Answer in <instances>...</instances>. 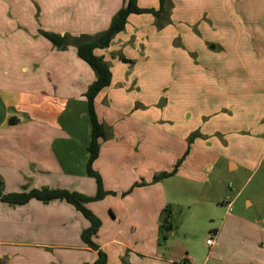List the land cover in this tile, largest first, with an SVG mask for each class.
<instances>
[{
	"label": "crops",
	"instance_id": "1",
	"mask_svg": "<svg viewBox=\"0 0 264 264\" xmlns=\"http://www.w3.org/2000/svg\"><path fill=\"white\" fill-rule=\"evenodd\" d=\"M1 1L0 179L5 191L49 187L93 197L97 183L87 174L92 124L84 94L96 74L79 57L77 46L61 49L41 31L73 38L102 34L127 0ZM186 1L193 28L182 32L199 33L205 43L191 46L202 62L184 65L185 114H192L194 101H200L203 125L198 133L210 141L203 148L212 152L209 165L217 167L212 177L197 181L210 184L205 187L209 193H201L205 209L218 203L229 207L228 195L219 190L227 184L225 175L244 165L235 153L252 154L264 141V30L241 26L234 33L221 23L233 8L240 12L244 2L256 0H167L161 26L152 13L132 14L108 47L95 50L110 66L112 83L96 102L110 138L102 141L94 168L108 190L122 195L124 211L116 213L117 202L110 207L111 217L93 210L102 221L94 241L107 254L106 264H190L187 257H168L166 245L152 243L148 251L151 195H130L148 180L145 172L153 154L157 72L150 50L172 26L176 7L187 6ZM138 4L154 9L160 0ZM183 18L177 13L178 21ZM159 215L158 226L164 217ZM169 221L172 232L171 217ZM90 225L63 200L33 199L17 206L0 201V264L92 263L98 253L81 238ZM126 234L143 240L140 247L127 243ZM216 242L217 232L210 249Z\"/></svg>",
	"mask_w": 264,
	"mask_h": 264
},
{
	"label": "rangeland",
	"instance_id": "2",
	"mask_svg": "<svg viewBox=\"0 0 264 264\" xmlns=\"http://www.w3.org/2000/svg\"><path fill=\"white\" fill-rule=\"evenodd\" d=\"M255 2H244L240 12L231 8L233 12L228 19L221 20L226 26L225 29L234 33L239 31L241 26L242 30L253 28V32H258V28L264 30V0ZM0 3L3 2L0 0ZM186 3L187 6L182 8H179L181 6L178 4L174 10L176 18L172 19V26L152 44L153 50H150L153 69L157 72L154 75L156 99L153 108V154L149 156L148 170L145 172L148 180H142L140 187L136 186L133 193L129 191L127 194L151 195L148 251L152 248L151 244L155 243L153 245L156 248L166 245L168 257H187L190 264H264L263 140L257 143L252 154L235 153L236 158H240L244 165L238 171L227 173V184L219 190L228 195L231 203L229 207L227 203L214 204L210 209H205L202 205L204 202L201 200V193L208 192L205 187L209 183L203 185L197 181L212 177L217 167L209 165L207 154L212 152L203 148L205 141H210L198 133L199 126L203 125L199 115L200 101H194L192 114H185L184 65L189 61L202 62V59H197L192 53L191 46L194 45L197 49L205 43L203 37L199 38V33L192 36L188 32H182L190 25V29L193 28V22L191 23L187 16L188 1ZM159 6L156 4V7ZM171 8L169 6V9ZM177 13L186 16L184 21L177 20ZM156 18L161 26L163 17L160 18L159 15ZM249 21L252 23H248ZM258 43V46H262ZM177 88L180 89L175 91ZM124 141L126 143V140ZM164 172H169L171 176L155 180L156 176ZM104 188L110 193L102 200L92 202L93 207L89 209H98L104 217H111L110 207L117 202L118 205L114 206L116 213H123L122 195L119 192L117 195L115 188ZM160 213L164 215L161 222L166 216L172 219L174 231L169 234V240L164 239L160 232ZM216 232L217 242L210 249L207 240ZM136 238L135 235L124 236L127 243L140 247L143 240ZM208 258L210 261L207 263Z\"/></svg>",
	"mask_w": 264,
	"mask_h": 264
},
{
	"label": "trees",
	"instance_id": "3",
	"mask_svg": "<svg viewBox=\"0 0 264 264\" xmlns=\"http://www.w3.org/2000/svg\"><path fill=\"white\" fill-rule=\"evenodd\" d=\"M166 1L167 0H160L159 8L153 9L141 8L138 4V0H127L125 6L121 8L112 19L109 28L104 31L96 41L77 46L79 57L84 60L96 74L95 81L89 86L84 94L88 103V114L92 124L91 141L88 146L89 158L87 162V174L94 177L96 180V195L90 197L77 191L49 187L33 188L31 190L18 192H6L4 182L0 179V201L9 204L10 206L24 205L33 199L39 200L43 203H49L53 200H63L74 205L91 224L89 228L82 231L81 238L90 248L96 250L98 253V258L94 262L87 264H106L108 259L107 254L102 251L94 241V237L98 233L102 221L87 207L89 202L102 200L110 193V191L105 190L102 178L94 168V163L99 157L102 141L108 136L107 129L98 116L96 102L99 94L111 85L112 71L108 63L102 57L96 55L95 50L108 47L113 38L125 29L127 21L132 14L152 13L156 16H161L164 12ZM41 34L61 49H66L72 44L74 39L68 35L61 36L60 34L46 31H41ZM169 175L171 176L169 172H164L156 176L155 180L159 181ZM170 225L169 216H167L160 225V232L164 239L169 237L171 232Z\"/></svg>",
	"mask_w": 264,
	"mask_h": 264
},
{
	"label": "water",
	"instance_id": "4",
	"mask_svg": "<svg viewBox=\"0 0 264 264\" xmlns=\"http://www.w3.org/2000/svg\"><path fill=\"white\" fill-rule=\"evenodd\" d=\"M101 34H95V35H85L82 34L80 36H77L73 39L72 41V45L74 46H80L84 43H89V42H94L96 41Z\"/></svg>",
	"mask_w": 264,
	"mask_h": 264
},
{
	"label": "built area",
	"instance_id": "5",
	"mask_svg": "<svg viewBox=\"0 0 264 264\" xmlns=\"http://www.w3.org/2000/svg\"><path fill=\"white\" fill-rule=\"evenodd\" d=\"M214 242H215V233L209 237V239L207 240V245L211 247L214 244Z\"/></svg>",
	"mask_w": 264,
	"mask_h": 264
}]
</instances>
